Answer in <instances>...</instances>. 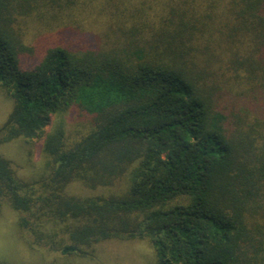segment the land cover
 Here are the masks:
<instances>
[{
	"label": "trees",
	"instance_id": "trees-1",
	"mask_svg": "<svg viewBox=\"0 0 264 264\" xmlns=\"http://www.w3.org/2000/svg\"><path fill=\"white\" fill-rule=\"evenodd\" d=\"M0 89V145L37 138L45 161L27 183L0 156L31 251L264 264V0H0Z\"/></svg>",
	"mask_w": 264,
	"mask_h": 264
},
{
	"label": "rangeland",
	"instance_id": "rangeland-1",
	"mask_svg": "<svg viewBox=\"0 0 264 264\" xmlns=\"http://www.w3.org/2000/svg\"><path fill=\"white\" fill-rule=\"evenodd\" d=\"M86 21L84 20V23ZM88 30L95 34L100 33L97 26ZM59 31L60 29L55 30L52 35L56 36ZM39 33L44 32L38 23H28L27 39L29 41L33 40ZM11 108L12 100L4 90L0 89V127L6 120ZM77 113V110L73 109L66 115L65 128L67 134H70L76 124L82 121L81 118H78ZM0 156L9 161L17 176L27 183L39 181L44 174L45 161L37 138L29 142L18 140L0 145ZM69 191L83 196L93 195L77 184L71 185ZM99 192L97 191V193ZM16 220V214L9 208L3 207L0 210V259L5 260L8 264H54L64 261L54 253H48L44 250L31 251L23 239V234L16 226ZM66 262L71 264H155V256L153 248L146 241H107L94 248L92 260L71 258Z\"/></svg>",
	"mask_w": 264,
	"mask_h": 264
}]
</instances>
